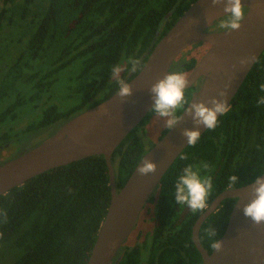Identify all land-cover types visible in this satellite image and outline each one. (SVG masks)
<instances>
[{
    "label": "trees",
    "instance_id": "trees-1",
    "mask_svg": "<svg viewBox=\"0 0 264 264\" xmlns=\"http://www.w3.org/2000/svg\"><path fill=\"white\" fill-rule=\"evenodd\" d=\"M194 1L0 0V85L6 90L8 114L30 107L39 114L35 128L41 130L56 122L62 126L105 100L118 90L112 68L120 66V76L129 81ZM212 27L208 30H221ZM205 44L193 43L199 54L176 58L172 71L188 76L207 51ZM130 58L141 61L135 72L128 70ZM70 80L77 81L78 101H73ZM262 83L264 51L233 96L229 112L218 118L217 127L206 129L195 146L187 145L162 176L140 214V228L110 264L201 263L192 227L202 212L176 204V179L188 164L207 163L210 172L202 175H211L214 185L209 205L229 188V176L237 175L236 187H240L261 175L264 105L256 100L264 96ZM199 86L197 81L185 89L188 100ZM182 111L178 109L177 115ZM154 115L149 111L112 153L117 190L168 130L165 127L156 141L145 144V126ZM110 199L103 155L55 167L0 195V211L6 212V217L0 215V221L6 220L0 223V242L9 241L17 250L8 264H86ZM235 201L223 199L202 223L199 240L208 253L212 249L205 229L210 225L220 238Z\"/></svg>",
    "mask_w": 264,
    "mask_h": 264
},
{
    "label": "water",
    "instance_id": "water-1",
    "mask_svg": "<svg viewBox=\"0 0 264 264\" xmlns=\"http://www.w3.org/2000/svg\"><path fill=\"white\" fill-rule=\"evenodd\" d=\"M241 3L248 10L247 16L239 31L228 33L208 30L217 22L207 23L205 20V17L222 19L223 4L212 5L211 0L191 3L155 44L139 72L128 81L131 95L120 98L116 95L117 90L70 118L45 141L1 164L0 195L55 167L88 156L103 155L108 167L111 199L86 264H110L129 237L162 176L188 145L180 134L182 129H193L194 125L183 110L179 115L181 120L142 156L119 190L111 162L114 149L149 112L153 103L148 91L151 84L162 78L166 71H172L175 58L193 43L206 42L209 47L187 76V88L201 78L200 86L193 91L189 102L207 101L212 97L220 99L218 93L226 91L224 99L230 105L242 81L264 51V0H241ZM248 55H252L253 60L241 69L238 60ZM101 106L107 109V115L98 114ZM199 130L202 135L206 128L201 126ZM143 159L155 163L154 173L144 176L138 173L136 169L142 166ZM253 182L223 190L195 220L192 240L201 255L200 264H264V232L258 231L241 211L250 199ZM225 198H236V201L219 238L223 248L208 253L199 240V230ZM252 248L259 249L256 259L249 251Z\"/></svg>",
    "mask_w": 264,
    "mask_h": 264
},
{
    "label": "clouds",
    "instance_id": "clouds-1",
    "mask_svg": "<svg viewBox=\"0 0 264 264\" xmlns=\"http://www.w3.org/2000/svg\"><path fill=\"white\" fill-rule=\"evenodd\" d=\"M212 5L223 4V18L213 19L205 17L207 23L216 21L221 30L225 33L230 31H239L242 21L247 16V9L241 3V0H211ZM253 60L252 55L241 57L238 60L239 67L243 69L249 62ZM128 63L131 67L129 71L135 72L141 64L139 58H130ZM122 68L114 66L111 70V76L118 85L116 95L120 98H125L131 95L130 83L120 76ZM188 85V77L182 71H166L162 78L157 79L149 88L151 99L153 101L149 111L154 112L164 120V126L172 130L182 117L177 115L178 109H183L192 120L193 129L184 128L181 131V136L185 138L190 146H195L199 141L201 133L200 127L203 126L208 130H214L218 124V117L225 115L230 110V105L224 99L227 95L226 91H220L218 96L212 97L207 101L190 103L185 96V89ZM261 92H264V83L260 84ZM227 89V85L225 86ZM257 105H264V96H260L256 100ZM208 105H211L210 107ZM99 115H107V109L101 106L98 109ZM187 159V157H184ZM141 176L154 173L156 171L155 163L150 160L143 159L142 166L136 169ZM255 170V169H254ZM202 171L210 172L209 165L202 163L200 165L188 164L183 168L182 173L177 177L175 183L174 198L178 205H187L193 212H204L209 207L208 197L213 190V182L211 175H202ZM228 187L234 188L239 182V177L235 174L228 177ZM242 214L249 219L252 225L258 230L264 232V170H261V175L255 177L251 187L250 199L241 208ZM0 215L6 217V212L0 211ZM6 222L0 221V223ZM2 235V234H0ZM205 236L209 241V246L214 251H222L223 244L218 238L215 230L209 225L205 229ZM253 254V259H256L259 254V249L252 248L249 250Z\"/></svg>",
    "mask_w": 264,
    "mask_h": 264
},
{
    "label": "rangeland",
    "instance_id": "rangeland-1",
    "mask_svg": "<svg viewBox=\"0 0 264 264\" xmlns=\"http://www.w3.org/2000/svg\"><path fill=\"white\" fill-rule=\"evenodd\" d=\"M212 28L217 29L219 28V26L218 24H216ZM14 51L9 53L11 54ZM190 54H199L198 48H195L193 44L183 49L176 58L178 59L180 56L183 57V56H188ZM68 83L70 84V91L74 92L73 101H78L80 97V92L77 90V81L70 80ZM20 115H21V122H23L26 126L24 128H21V130L18 132L17 141H14V144L11 147V150L9 151L10 155L12 156L22 153L26 150H29L30 148L45 141L60 127L59 123L56 122L46 126L41 130H38V128H35V124L39 119V114L30 107L22 108L20 110ZM165 119L166 118H161L157 115H154L150 118L148 124L145 126V130H146L145 134L147 136L145 138L146 145H149L151 142L157 140L159 134L165 128L164 126ZM141 224L142 222L140 221V215H139L136 224L134 225V228L132 229L129 237L126 240L127 242L133 239V237L135 236V232L137 231L138 228H140ZM146 228L147 226L144 225L142 227V230L145 232ZM16 251H17L16 248L13 246L11 242L9 241L0 242V264H8L11 261L14 253H16Z\"/></svg>",
    "mask_w": 264,
    "mask_h": 264
},
{
    "label": "flooded vegetation",
    "instance_id": "flooded-vegetation-1",
    "mask_svg": "<svg viewBox=\"0 0 264 264\" xmlns=\"http://www.w3.org/2000/svg\"><path fill=\"white\" fill-rule=\"evenodd\" d=\"M197 81L201 83V78ZM196 81V82H197ZM195 82V83H196ZM21 108H15L14 111L8 114V105L6 99L5 87L0 85V165L7 160L16 157L17 155H10L9 151L17 141L18 132L26 125L21 122L20 115Z\"/></svg>",
    "mask_w": 264,
    "mask_h": 264
}]
</instances>
